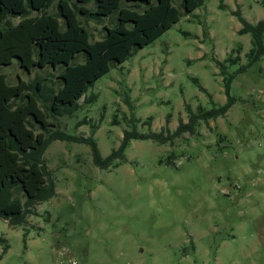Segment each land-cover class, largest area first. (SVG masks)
I'll return each instance as SVG.
<instances>
[{
    "label": "rangeland",
    "instance_id": "rangeland-1",
    "mask_svg": "<svg viewBox=\"0 0 264 264\" xmlns=\"http://www.w3.org/2000/svg\"><path fill=\"white\" fill-rule=\"evenodd\" d=\"M58 1L48 12L58 11ZM183 1L173 0L182 12L178 22L98 79L73 115L51 117L52 128L93 135L107 156L134 124L159 132L171 115L173 132L180 119L188 121L187 104H224L218 62L240 55L228 64L236 73L252 47L235 11L255 24L264 19V0H204L189 14ZM87 6L94 9L96 0ZM79 18L92 41L116 22V15L101 23ZM83 60L80 53L74 62ZM1 71L10 84L40 75L55 89L62 85L61 67L29 73L14 58ZM92 93L98 97L87 103ZM231 93L237 101L226 115L202 121L174 145L132 139L117 167L96 166L87 143L54 140L44 156L56 193L35 205L38 214L25 225L0 218V237L10 244L6 252L0 246V264H264V55L236 75ZM172 150L174 164L166 161Z\"/></svg>",
    "mask_w": 264,
    "mask_h": 264
},
{
    "label": "trees",
    "instance_id": "trees-1",
    "mask_svg": "<svg viewBox=\"0 0 264 264\" xmlns=\"http://www.w3.org/2000/svg\"><path fill=\"white\" fill-rule=\"evenodd\" d=\"M89 1L59 0L58 11L50 13L47 9L54 0H0V218L12 226L25 225L28 215L38 214L35 205L56 193L55 181L44 156L54 140L89 144L94 164L103 169L117 167L126 160L125 150L132 139H152L174 145L184 133L194 134L202 121L226 115L237 101L231 93L236 75L264 55V19L253 24L239 10L235 11L243 23L239 33L251 34L252 47L247 54L248 63L241 65L236 73L228 71V64L237 63L240 55L218 62L227 101L209 109L203 105L193 109L187 104L188 121L180 119L173 132L168 127L171 115L167 118V127L159 132H141L134 124V128L124 131L119 147L103 156L93 135L53 129L57 123L50 118L73 115L81 107L79 100L98 79L168 31L181 19L182 12L173 0H96L94 9L87 6ZM203 3L204 0H184L182 6L189 14ZM34 11L37 14H32ZM79 15L99 23L116 15V22L113 26L105 25L103 38L92 41L91 32ZM18 16L21 17L19 22L13 23L12 17ZM80 53L84 60L74 62ZM14 58L29 73L35 68L61 67L58 78L62 85L55 89L40 75L31 81L19 77L16 84H10L1 67L11 64ZM194 80L199 84L198 79ZM97 97L92 93L84 99L92 103ZM126 101L131 103L129 95ZM151 120L149 117L147 123L151 124ZM82 123H88L86 118ZM114 123L119 120L115 119ZM36 124L41 128L39 132H36ZM98 127L93 125L94 131ZM177 156L172 150L166 161L174 164ZM1 245L4 252L10 247L2 236Z\"/></svg>",
    "mask_w": 264,
    "mask_h": 264
}]
</instances>
